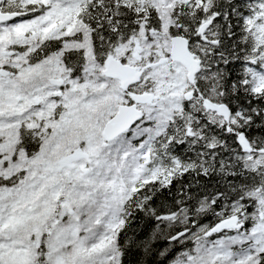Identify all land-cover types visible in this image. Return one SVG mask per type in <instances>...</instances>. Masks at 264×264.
<instances>
[{"label": "snow or ice", "instance_id": "6c2138e0", "mask_svg": "<svg viewBox=\"0 0 264 264\" xmlns=\"http://www.w3.org/2000/svg\"><path fill=\"white\" fill-rule=\"evenodd\" d=\"M0 264H264V0H0Z\"/></svg>", "mask_w": 264, "mask_h": 264}]
</instances>
